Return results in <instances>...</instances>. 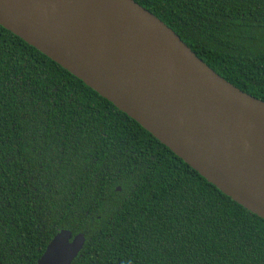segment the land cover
Instances as JSON below:
<instances>
[{
  "label": "trees",
  "instance_id": "trees-1",
  "mask_svg": "<svg viewBox=\"0 0 264 264\" xmlns=\"http://www.w3.org/2000/svg\"><path fill=\"white\" fill-rule=\"evenodd\" d=\"M135 1L264 100V0ZM62 229L85 236L71 264H264V218L0 25V264Z\"/></svg>",
  "mask_w": 264,
  "mask_h": 264
},
{
  "label": "water",
  "instance_id": "water-1",
  "mask_svg": "<svg viewBox=\"0 0 264 264\" xmlns=\"http://www.w3.org/2000/svg\"><path fill=\"white\" fill-rule=\"evenodd\" d=\"M0 25L264 218V100L227 81L155 14L135 0H0ZM84 243L82 232L62 229L37 264H71Z\"/></svg>",
  "mask_w": 264,
  "mask_h": 264
}]
</instances>
